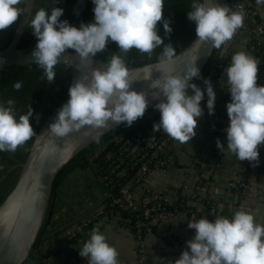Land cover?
<instances>
[{
  "label": "clouds",
  "instance_id": "clouds-1",
  "mask_svg": "<svg viewBox=\"0 0 264 264\" xmlns=\"http://www.w3.org/2000/svg\"><path fill=\"white\" fill-rule=\"evenodd\" d=\"M25 2L0 0V31L18 20ZM57 2L55 0L50 10L38 8L26 21L36 37L32 60L43 70L48 83L54 80L55 67L68 49L75 52L81 64L105 51L109 41L115 42L124 54L134 48L151 56L156 48L163 46L161 63L170 62L176 53L172 44H165L158 35V22L163 24L165 36L172 32L170 18L163 17L165 0H92L94 22L81 23L79 27L60 19L63 9L55 6ZM255 2L264 5V0ZM190 7L187 18L195 23L196 44L210 43L216 49L231 40L243 26L246 15L239 4L233 10L228 4L221 5L215 0H193ZM260 62L252 54L238 51L225 69L231 96L226 105L227 149L237 160H247L253 166L259 162V146L264 145V85L257 84ZM194 77L201 78L195 63L188 66L183 75L169 72L151 84L160 90L153 93V97L161 93L164 97L155 104L160 118L153 124V133L162 129L179 143H188L196 135L197 120L203 115L200 102L205 91L208 113L214 114L215 92L211 82L205 79L206 87L202 91L191 82ZM132 82L125 59L112 53L103 69L93 68L90 74L74 77L68 88L69 98L48 130L57 137H65L85 125L107 129L112 122L130 127L143 117L148 106L145 93L130 88ZM12 86L19 91L23 83L16 80ZM32 116L30 106L17 118L13 99L0 102V151L15 152L32 138L35 134L30 124ZM36 119L39 120V115ZM93 139L99 143L100 133ZM216 146L220 151L224 149L218 138ZM187 226L195 230L194 236L186 241L187 250L174 261L157 258L158 264L161 261L163 264H264V225L256 221L251 210L241 208L231 218L221 215L212 221L206 217L193 218ZM78 252L88 264H120L117 248L109 243L99 224L93 227L90 238Z\"/></svg>",
  "mask_w": 264,
  "mask_h": 264
},
{
  "label": "crops",
  "instance_id": "crops-1",
  "mask_svg": "<svg viewBox=\"0 0 264 264\" xmlns=\"http://www.w3.org/2000/svg\"><path fill=\"white\" fill-rule=\"evenodd\" d=\"M251 5L249 7L254 28L264 40V5H257L255 0H252ZM254 14L260 21L253 17ZM253 39L256 38L251 28L240 27L225 51L223 68L210 80L215 92L214 110L218 113L217 124L224 132L211 137L206 130L204 118L199 117L195 129L196 135L186 144L172 139L171 164L165 172L150 173L146 178V185L150 190L158 193H172L173 189L180 188L184 197L189 198L185 202L186 205L196 207L198 211L202 209L201 200H210L221 208L230 209L234 204L230 183L240 180L247 170V189L239 203L237 202V210L241 208L251 210L256 221L264 225V145L259 146V162L253 166L247 160H237L236 156L228 151L225 131L229 123L226 105L231 100L225 69L231 63V57L238 51L248 52L258 59V53L248 48ZM258 69L257 84L264 85V65L259 64ZM205 98L207 102V94ZM206 102H201L203 112L207 109ZM217 138L221 144H224L222 151L216 146ZM199 167L202 170L200 174L205 180L202 187L196 184ZM194 196L198 199H194ZM133 197L138 198L137 195ZM102 199H104L103 192L92 168L73 171L59 186L53 230L93 209L92 213L86 216L92 218V222L87 226V231L64 250L56 251L62 235L56 234L42 239L40 245L42 258L39 263L33 258L35 264L41 262L42 264H88L87 259L82 258L78 251L83 242L90 238L93 227L98 224L101 232L108 237L109 243L117 248L120 264H158L157 258L174 261L179 258L182 251L187 250L186 241L195 234V230L187 226L190 218L186 211L178 209L170 216L157 218L151 222L153 229H148L144 237L139 239L125 220L92 216L102 204H100ZM175 200L174 198L172 203ZM163 261L159 264H163Z\"/></svg>",
  "mask_w": 264,
  "mask_h": 264
},
{
  "label": "trees",
  "instance_id": "trees-1",
  "mask_svg": "<svg viewBox=\"0 0 264 264\" xmlns=\"http://www.w3.org/2000/svg\"><path fill=\"white\" fill-rule=\"evenodd\" d=\"M54 2L55 0H35L31 16L40 7L50 10ZM192 2L193 0H165L163 17L170 18V27L172 28V32L165 36L163 24L158 22L157 25L158 35L162 37L165 44L171 43L176 53L184 49L193 40L196 34L195 23L187 18V12L191 10L190 6ZM22 6L23 5H21V7ZM55 6L61 7L63 9V15L60 17V19H66L73 26L79 27L81 23L87 24L94 19V5L92 0H58ZM253 17L260 21L257 15L254 14ZM18 20L8 29L0 31V49L6 47L9 44ZM31 44L35 46L36 37L32 34L31 28L27 26L20 38L18 46L26 47ZM249 45L253 46L255 50L264 53V45L257 39H253ZM222 49L223 45L220 49L213 48L209 59L200 70L201 78L197 79L194 77V79L191 81L192 83H195L202 91L205 90L206 86L204 81L208 78L210 72L215 69L218 64H222L223 66L225 64V58L222 57ZM162 51L163 46L158 47L153 51L151 56H149L148 54H142L133 48L127 54H124L118 50V46L115 42L109 41L105 51L98 53L97 56L92 59L95 62L107 64L111 54L116 53L125 59L128 68H133L159 61ZM55 71L56 76L54 80L51 83H48L44 76L43 70L39 68L35 62L23 65H11L0 69V102L6 103L8 99H13L15 101L17 118L20 114L26 113L28 106H30L33 110V116L30 118V124L32 125L35 133L38 131L40 125L44 122L47 116L54 110V108L63 102L67 97H69L68 88L73 82L74 77L82 74L79 70L63 63L56 65ZM16 80L22 81L23 83V87L19 91H16L12 86L13 82ZM188 91L189 94H191V90L189 89ZM205 101L206 98L204 96V99L201 102ZM157 111L158 110L154 106L145 112L143 117L137 119L130 127L125 126L123 123L111 131L103 134L100 136L99 143H96L95 141L91 142L88 147L79 151L59 170L53 181L46 217L33 245V248L30 251V256L36 259L38 263L42 258L40 251L42 236L48 233L50 230H53L52 226H54V212L56 211L55 207L58 198V189L61 183L77 169L90 167L96 172L97 175H99L98 173L104 172L110 163V161L106 160L105 155L109 149H113L115 139L133 137L136 132L145 130L150 125L148 114ZM158 114H160L159 111ZM37 115H39L38 121L36 119ZM206 130L209 131L210 127H206ZM34 135L22 146H19L15 152L0 151V203L14 186L19 175L20 164L23 163L27 157ZM209 135L211 136V134ZM214 135L217 136L216 134ZM127 162L129 165L133 163V161L130 159ZM199 171L200 172L198 173L196 184L202 187L205 180L201 175L202 170L200 169ZM247 176L248 172L246 170L242 175V179L245 183L248 181ZM111 177L113 178L114 183L119 182L115 187L120 186L121 183L128 178V176L122 179L117 178V176ZM231 192L233 195L235 193L239 195L237 201L239 203V200H241V198L244 196V192L240 188H232ZM173 193L176 197V200L171 205L160 202L162 206H164V211L170 212L171 214L175 213V211L178 209H184L189 218L191 215H194V217L197 219L206 217L212 221L215 219V217L221 215L231 218L233 213L238 208L237 202L234 203L230 209H225L219 207V205L213 201L201 200L200 205L202 206V209L198 211L196 207H189L186 205L185 202L189 198L184 197L180 191V188L173 189ZM193 198L196 200L198 199L197 196H194ZM108 201L109 200H105L103 203H108ZM152 206V202L147 205V207ZM115 211L117 210H107L105 216L109 218L116 217L118 219L125 220L126 224L139 239L144 237L148 229H153V224L149 222L148 219L144 218L143 211L140 209L121 212ZM138 222L141 224L139 226V231H137L136 226ZM57 228L59 227H56L55 229ZM58 234L62 235L63 237L61 238L59 247L56 249L57 252L64 250L70 243L75 242L80 237V235H82L81 233L75 238L66 240L65 231H62ZM40 264H42V262Z\"/></svg>",
  "mask_w": 264,
  "mask_h": 264
},
{
  "label": "water",
  "instance_id": "water-1",
  "mask_svg": "<svg viewBox=\"0 0 264 264\" xmlns=\"http://www.w3.org/2000/svg\"><path fill=\"white\" fill-rule=\"evenodd\" d=\"M34 1L26 0L23 4L24 12L19 17L9 44L0 49V58H3V62L0 63V69L11 65H23L34 62L31 52L35 46L33 44L26 47L18 46L20 38L27 27L26 21L31 17ZM215 2L221 5L228 4L233 10L239 4L246 13L252 0H215ZM91 22H94V19ZM242 27L251 28L255 38L264 45V40L257 29L254 28L250 16L245 15ZM236 33L231 40L223 45V52L230 46ZM196 39L195 34L193 40L184 49L176 53L170 62L161 63L159 60L128 68L133 79L130 88L145 93L148 101L145 112L164 99L162 93L157 98L153 97V93H159L160 91L158 88L151 87L154 80L160 79L163 74L169 72L183 75L186 68L193 63L199 70L203 68L213 48L210 43L196 44ZM60 60V63L67 64L81 73L89 74L93 68L103 69L106 65L95 62L93 59L86 64H81L79 57L70 49L62 54ZM68 98L56 106L40 125L34 135L25 161L20 164L19 175L14 186L0 203V264H35V261L30 256V251L46 217L55 176L79 151L88 147L94 141L93 137L98 132L102 136L123 124L115 125L109 122L107 129H92L91 126L85 125L79 131H73L65 137H57L48 130V126L53 122L58 110L67 102ZM92 211L93 209L71 222L44 234L42 239L44 240L65 231L83 220Z\"/></svg>",
  "mask_w": 264,
  "mask_h": 264
},
{
  "label": "built area",
  "instance_id": "built-area-1",
  "mask_svg": "<svg viewBox=\"0 0 264 264\" xmlns=\"http://www.w3.org/2000/svg\"><path fill=\"white\" fill-rule=\"evenodd\" d=\"M245 14L251 17L252 13L249 6ZM248 48L251 51L258 52V59L261 61L260 64L264 65V53L255 50L251 45H248ZM224 55L225 51L223 52L222 50L223 58ZM222 68L223 65L218 64L210 72L207 80L210 81L216 72ZM204 96L206 97V93ZM201 117L204 118L206 127H210L208 132L212 137L215 136L214 134L218 135L224 132L217 124L218 113L216 110H214V114L209 115L208 109H206ZM159 118L160 114H158V111L152 112L148 114L150 125L145 130L136 132L133 137L115 139L113 149H109L105 155L106 160L110 161L106 170L97 175L92 169L96 174V180L103 192L104 201L109 200L108 203H102V206L100 205L92 215L93 217L105 216L107 210L121 212L139 209L143 211L144 218L148 219L149 222H154V220L161 216L171 215L170 212L164 211V206L160 202L171 205L172 200L176 198L174 193H158L150 190L146 185V178L150 173L153 171L165 172L172 162V138L162 129L154 133L152 131L153 124L159 122ZM129 159L133 161L131 165L127 162ZM111 176H117V178L121 179L128 176V178L121 185L119 184L120 186L115 187L119 182L114 183ZM230 186L234 189L240 188L243 192L247 189V184L242 178L238 181L231 182ZM135 195L138 198H134L133 196ZM238 196L237 193L233 195V203L238 201ZM151 202L153 206L147 207ZM193 218L196 217L191 215L190 220ZM91 222L92 218L85 217L74 226L67 228L65 230V239L70 240L87 231V226ZM140 225V222H138L136 225L137 231H139Z\"/></svg>",
  "mask_w": 264,
  "mask_h": 264
}]
</instances>
